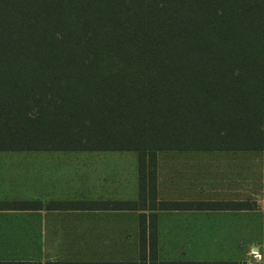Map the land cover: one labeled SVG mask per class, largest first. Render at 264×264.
<instances>
[{"label": "trees", "instance_id": "1", "mask_svg": "<svg viewBox=\"0 0 264 264\" xmlns=\"http://www.w3.org/2000/svg\"><path fill=\"white\" fill-rule=\"evenodd\" d=\"M230 149L264 151V0H0V151H134L155 196L158 151Z\"/></svg>", "mask_w": 264, "mask_h": 264}, {"label": "crops", "instance_id": "2", "mask_svg": "<svg viewBox=\"0 0 264 264\" xmlns=\"http://www.w3.org/2000/svg\"><path fill=\"white\" fill-rule=\"evenodd\" d=\"M126 152L134 151H0V263L152 264L151 235L155 264L246 260L247 246L226 260L186 261L181 252L192 250L190 244L207 228L236 230L233 226H246L252 216L256 232L264 233V211L246 203L248 158L262 164L264 151H158L155 196L148 182L143 193L138 153ZM254 173V192L261 196L263 166ZM205 201L228 206H193ZM23 203L30 206L23 208ZM65 250H77L79 257H63Z\"/></svg>", "mask_w": 264, "mask_h": 264}, {"label": "rangeland", "instance_id": "3", "mask_svg": "<svg viewBox=\"0 0 264 264\" xmlns=\"http://www.w3.org/2000/svg\"><path fill=\"white\" fill-rule=\"evenodd\" d=\"M134 153V152H126ZM264 155V153H263ZM262 164L264 169V156L262 157ZM248 187H247V206L250 209L257 208L264 211V193L261 196H257L254 192V171L257 170V165L253 159L248 158ZM206 189V187H205ZM249 215V214H248ZM224 223V218L220 219ZM226 224V223H225ZM221 225V223H220ZM239 226V225H238ZM221 228L217 230L215 227L207 228L209 232L201 233L197 242H193L190 245L193 247L192 250L181 252L183 256L182 260H226L227 258L238 257V254L243 247L247 246L248 256L246 260L237 264H264V233H258L255 229V218L248 217V224L246 226L236 227V230L230 231L231 227ZM212 229V230H210ZM230 229V230H229ZM188 246V245H187ZM197 246V247H196ZM190 247V246H189ZM225 248V249H224ZM228 249V250H227ZM63 257L78 258L79 255L77 250H65ZM184 254V255H183ZM179 256V255H177ZM29 264H36L37 262H28ZM185 264V263H184ZM196 264H215V262H198ZM220 264V263H218ZM227 264V263H223ZM233 264V263H230Z\"/></svg>", "mask_w": 264, "mask_h": 264}]
</instances>
